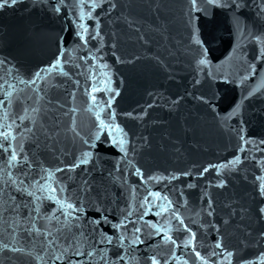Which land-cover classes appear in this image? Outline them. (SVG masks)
<instances>
[{
  "label": "water",
  "instance_id": "1",
  "mask_svg": "<svg viewBox=\"0 0 264 264\" xmlns=\"http://www.w3.org/2000/svg\"><path fill=\"white\" fill-rule=\"evenodd\" d=\"M262 186L264 0L0 8V264H264Z\"/></svg>",
  "mask_w": 264,
  "mask_h": 264
},
{
  "label": "snow or ice",
  "instance_id": "2",
  "mask_svg": "<svg viewBox=\"0 0 264 264\" xmlns=\"http://www.w3.org/2000/svg\"><path fill=\"white\" fill-rule=\"evenodd\" d=\"M17 2H18V0H0V8H3V7H5L6 5H9V4L14 5V4L17 3ZM207 2H208V3H216L217 0H207ZM195 3H196V0H193V4H195ZM238 6H239V4H237V7H238ZM81 27L83 28L84 26L81 25ZM85 30H86V29H85ZM201 63L203 64V63H205V62H204V61H201ZM58 65H59V61H57V65H54L53 68L57 67ZM33 83H34V81H33ZM13 159H15V157H13ZM87 160H88V158H87V154H86L84 160H82L81 163H87ZM238 162H239V158H237V159H236L235 161H233L232 163L235 164V163H238ZM52 191H55V189H53ZM261 191H264V186L261 187ZM53 198H54V197H53ZM68 207L71 208L72 205L69 204ZM261 211H264V209H262ZM97 223H99V221H97ZM108 242H109V243L111 242V239H110V238H108ZM217 246L219 247V245H217ZM229 255H231V254L229 253Z\"/></svg>",
  "mask_w": 264,
  "mask_h": 264
}]
</instances>
